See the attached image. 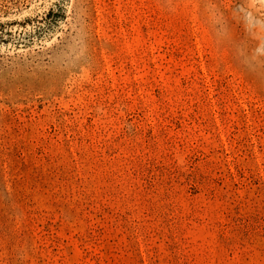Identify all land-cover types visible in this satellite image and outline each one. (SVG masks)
Returning <instances> with one entry per match:
<instances>
[{
	"label": "rangeland",
	"instance_id": "374dc122",
	"mask_svg": "<svg viewBox=\"0 0 264 264\" xmlns=\"http://www.w3.org/2000/svg\"><path fill=\"white\" fill-rule=\"evenodd\" d=\"M140 252L264 264V0H0V264Z\"/></svg>",
	"mask_w": 264,
	"mask_h": 264
},
{
	"label": "trees",
	"instance_id": "16d2710c",
	"mask_svg": "<svg viewBox=\"0 0 264 264\" xmlns=\"http://www.w3.org/2000/svg\"><path fill=\"white\" fill-rule=\"evenodd\" d=\"M239 167L237 166V171L239 172V173H241V170L242 169H238ZM230 174H231V177L233 178V176H232V173L230 172ZM220 185L223 183V181L225 180V178H223V176H221V178H220ZM149 181V180H148ZM193 190H194V188H193ZM101 216V215H100ZM101 218H102V216H101ZM104 219V218H103ZM248 222V221H247ZM96 225V224H95ZM99 230V234L97 235V237H96V244H97V246L100 248V252H99V254H104L105 253V249L104 248H101V246H102V244L105 242V240L104 239H102V237L104 236V229L103 228H99L98 229ZM64 242H67V240H63ZM41 250H40V252H39V255L40 254H42V250H44V251H47L46 250V246H45V244H42L41 245ZM53 251L54 252H57L58 253V247L57 248H53ZM139 251H140V249H139ZM140 254H141V257H142V262H143V264H144V259H143V256H142V253L140 252ZM100 256V255H99ZM64 260H65V256L64 255H61V262H64ZM40 264H43V263H47V261H46V259H43V258H40ZM101 264V263H100Z\"/></svg>",
	"mask_w": 264,
	"mask_h": 264
}]
</instances>
